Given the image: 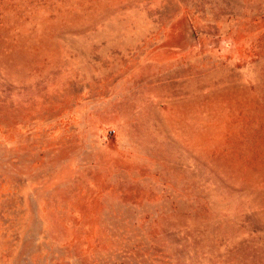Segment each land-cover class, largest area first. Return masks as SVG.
I'll return each mask as SVG.
<instances>
[{
	"label": "rangeland",
	"instance_id": "1",
	"mask_svg": "<svg viewBox=\"0 0 264 264\" xmlns=\"http://www.w3.org/2000/svg\"><path fill=\"white\" fill-rule=\"evenodd\" d=\"M0 264H264V0H0Z\"/></svg>",
	"mask_w": 264,
	"mask_h": 264
}]
</instances>
